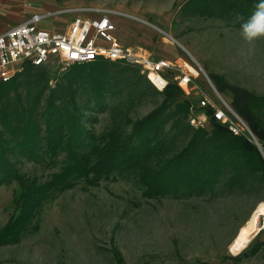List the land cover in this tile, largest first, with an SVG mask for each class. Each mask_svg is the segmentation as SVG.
<instances>
[{
    "label": "rangeland",
    "instance_id": "obj_1",
    "mask_svg": "<svg viewBox=\"0 0 264 264\" xmlns=\"http://www.w3.org/2000/svg\"><path fill=\"white\" fill-rule=\"evenodd\" d=\"M184 1L0 0V27H8L32 12L60 11L55 18L58 28L73 16L107 12L123 45L153 58L181 57L198 65L202 72L197 86L208 99L217 101L220 96L229 103L228 93L218 92L210 81L211 73L226 83L263 95L264 38L248 45L241 29L225 26L218 19L185 17L180 13ZM39 25L48 28L54 24ZM46 66L49 73L68 68L57 62ZM183 97L192 102L187 120L201 118L197 93ZM118 101L125 100L119 96L109 103ZM159 101L160 96L151 94L133 98L127 102L129 116L132 120L140 118ZM97 117L93 132L98 135L109 125L110 116L105 111ZM197 127L208 129L207 119ZM257 150L264 161V148L259 144ZM38 156L35 161L23 158L16 164L20 174L38 182L58 171L64 161L63 152L54 157ZM17 189L15 181L0 185V226L15 215ZM259 197L261 200L253 204L254 193L215 188L214 193L199 196L145 198L131 181L109 177L91 185L78 180L39 211L33 229L17 243L0 246V264H119L115 252L121 264H264L262 227L242 248L246 221L259 205L264 214V191ZM259 220L263 226L264 216ZM257 243L261 246L254 255H239ZM231 256L239 257L233 260Z\"/></svg>",
    "mask_w": 264,
    "mask_h": 264
},
{
    "label": "trees",
    "instance_id": "obj_2",
    "mask_svg": "<svg viewBox=\"0 0 264 264\" xmlns=\"http://www.w3.org/2000/svg\"><path fill=\"white\" fill-rule=\"evenodd\" d=\"M256 2L185 0L180 13L241 29L240 18L246 21ZM67 67L49 73L46 65L26 62L0 82V185H18L16 212L0 226V246L17 243L33 229L39 211L78 180L91 185L109 177L131 181L145 198L199 196L226 188L254 193L253 204L261 200L264 161L256 146L230 134L213 119L209 107L200 108L209 128L192 127L187 120L192 102L180 98L183 93L175 83L157 90L137 67L103 59ZM209 79L218 92L228 93L230 107L264 148V94L226 83L214 73ZM150 94L160 101L132 120L127 102ZM119 96L125 101L109 103ZM105 111L109 125L94 134L97 116ZM60 152L62 166L41 182L23 176L16 166L23 158L35 161L37 154L54 157ZM260 246L239 255L251 257ZM114 255L121 264L117 252Z\"/></svg>",
    "mask_w": 264,
    "mask_h": 264
},
{
    "label": "built area",
    "instance_id": "obj_3",
    "mask_svg": "<svg viewBox=\"0 0 264 264\" xmlns=\"http://www.w3.org/2000/svg\"><path fill=\"white\" fill-rule=\"evenodd\" d=\"M59 14L60 11L32 12L0 31V82L19 72L26 62L34 66L50 62L69 66L103 59L135 66L157 90L173 82L185 96L197 93L198 108L209 107L213 119L225 126L230 134L246 138L259 149V143L246 123L229 103L218 96L205 75L218 100L208 99L197 86L196 79L202 72L198 65L193 66L181 57L153 58L141 50L123 45L116 37L114 23L107 12L95 16H73L58 28L55 18ZM51 21L54 25H48V28L39 25ZM205 121L204 114L201 118L188 119L193 127L202 126Z\"/></svg>",
    "mask_w": 264,
    "mask_h": 264
},
{
    "label": "clouds",
    "instance_id": "obj_4",
    "mask_svg": "<svg viewBox=\"0 0 264 264\" xmlns=\"http://www.w3.org/2000/svg\"><path fill=\"white\" fill-rule=\"evenodd\" d=\"M241 19V36L243 41L252 45L256 40L264 38V0H257L251 16Z\"/></svg>",
    "mask_w": 264,
    "mask_h": 264
},
{
    "label": "bare ground",
    "instance_id": "obj_5",
    "mask_svg": "<svg viewBox=\"0 0 264 264\" xmlns=\"http://www.w3.org/2000/svg\"><path fill=\"white\" fill-rule=\"evenodd\" d=\"M262 211H263L262 206L261 205L257 206V208L250 215L249 219L246 221L244 228L242 230V235L245 242L247 241L249 235L252 232L257 231L259 227H262V229H264V222H263V226H261L262 224L260 223L259 220L260 217L264 216Z\"/></svg>",
    "mask_w": 264,
    "mask_h": 264
},
{
    "label": "water",
    "instance_id": "obj_6",
    "mask_svg": "<svg viewBox=\"0 0 264 264\" xmlns=\"http://www.w3.org/2000/svg\"><path fill=\"white\" fill-rule=\"evenodd\" d=\"M255 146H256V145H255ZM256 148H257V146H256ZM257 149H258V148H257ZM255 233H256V231L252 232V233L249 235L247 241L244 243V245L242 246V248L246 245V243L250 240V238H251ZM242 248H240V249H242ZM238 251H239V250H238Z\"/></svg>",
    "mask_w": 264,
    "mask_h": 264
},
{
    "label": "crops",
    "instance_id": "obj_7",
    "mask_svg": "<svg viewBox=\"0 0 264 264\" xmlns=\"http://www.w3.org/2000/svg\"><path fill=\"white\" fill-rule=\"evenodd\" d=\"M5 28H6V27H4V28L0 27V31L3 30V29H5Z\"/></svg>",
    "mask_w": 264,
    "mask_h": 264
}]
</instances>
